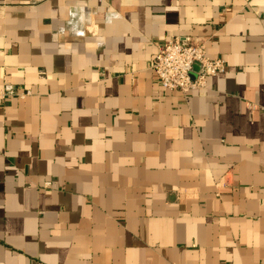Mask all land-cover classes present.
<instances>
[{"label": "crops", "instance_id": "crops-1", "mask_svg": "<svg viewBox=\"0 0 264 264\" xmlns=\"http://www.w3.org/2000/svg\"><path fill=\"white\" fill-rule=\"evenodd\" d=\"M0 264H264V0H0Z\"/></svg>", "mask_w": 264, "mask_h": 264}, {"label": "built area", "instance_id": "built-area-1", "mask_svg": "<svg viewBox=\"0 0 264 264\" xmlns=\"http://www.w3.org/2000/svg\"><path fill=\"white\" fill-rule=\"evenodd\" d=\"M199 71L195 72V66ZM161 86L170 91H182L187 94L204 88L210 76L224 73L227 69L223 58L211 59L207 55L204 42H194L191 37L173 36L158 46V51L151 64ZM195 72L196 77L192 76ZM29 90L21 91L18 87L7 84L1 96H26Z\"/></svg>", "mask_w": 264, "mask_h": 264}, {"label": "water", "instance_id": "water-1", "mask_svg": "<svg viewBox=\"0 0 264 264\" xmlns=\"http://www.w3.org/2000/svg\"><path fill=\"white\" fill-rule=\"evenodd\" d=\"M199 69H200L199 65H196L194 71L197 72V71H199ZM195 72L192 73V76H193L194 78L196 77Z\"/></svg>", "mask_w": 264, "mask_h": 264}]
</instances>
